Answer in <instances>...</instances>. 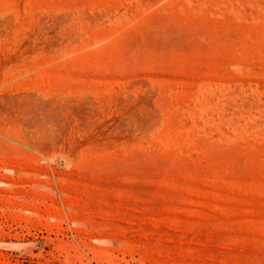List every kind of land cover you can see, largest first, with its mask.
<instances>
[{
    "label": "rangeland",
    "instance_id": "obj_1",
    "mask_svg": "<svg viewBox=\"0 0 264 264\" xmlns=\"http://www.w3.org/2000/svg\"><path fill=\"white\" fill-rule=\"evenodd\" d=\"M0 264H264V0H0Z\"/></svg>",
    "mask_w": 264,
    "mask_h": 264
},
{
    "label": "bare ground",
    "instance_id": "obj_2",
    "mask_svg": "<svg viewBox=\"0 0 264 264\" xmlns=\"http://www.w3.org/2000/svg\"><path fill=\"white\" fill-rule=\"evenodd\" d=\"M39 107H42V106H39ZM35 108V107H34ZM34 110V109H33ZM29 111L31 112L32 111V107L29 109ZM36 111V110H35ZM33 112V111H32ZM31 114H33V113H31ZM33 116H34V114H33ZM33 246V245H32ZM31 246V247H32ZM34 246H37V245H34Z\"/></svg>",
    "mask_w": 264,
    "mask_h": 264
}]
</instances>
